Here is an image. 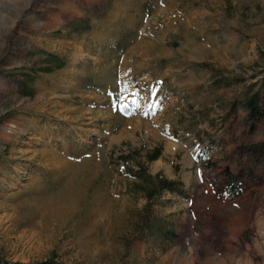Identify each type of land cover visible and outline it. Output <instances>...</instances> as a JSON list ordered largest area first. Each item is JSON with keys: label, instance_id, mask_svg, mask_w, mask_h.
Returning <instances> with one entry per match:
<instances>
[{"label": "rangeland", "instance_id": "rangeland-1", "mask_svg": "<svg viewBox=\"0 0 264 264\" xmlns=\"http://www.w3.org/2000/svg\"><path fill=\"white\" fill-rule=\"evenodd\" d=\"M247 90L264 112V0H0V264H264ZM157 147L172 242L140 234L119 160Z\"/></svg>", "mask_w": 264, "mask_h": 264}, {"label": "trees", "instance_id": "trees-1", "mask_svg": "<svg viewBox=\"0 0 264 264\" xmlns=\"http://www.w3.org/2000/svg\"><path fill=\"white\" fill-rule=\"evenodd\" d=\"M80 26H74L75 32L88 30L87 22H77ZM46 66L40 68L39 72L51 73L54 70L63 67V62L54 56H47L45 60ZM29 79L31 77L28 76ZM26 86V84H24ZM26 96L30 93L26 92ZM238 105L241 110L247 112L249 121L251 122V129H254L255 123L263 116V109L260 105V93L258 91L251 92L247 90L242 93L238 100ZM235 106V104H233ZM161 149L159 147L146 152L144 155L138 150L129 152L128 154L119 156L122 161V167L131 178L132 182L130 190L133 193H141L146 200L143 208L138 212V220L141 223L140 234L151 237H157L165 241L172 242L176 238V233L171 225L163 224V219L155 214L152 206L153 202L157 200L165 191L170 193L183 194L182 183L179 181L169 180L160 174H150L147 169V164L155 161L160 156ZM132 162V164H129ZM237 176H228L226 181V193L230 197H235L240 194V188H235ZM36 264H51V261Z\"/></svg>", "mask_w": 264, "mask_h": 264}]
</instances>
